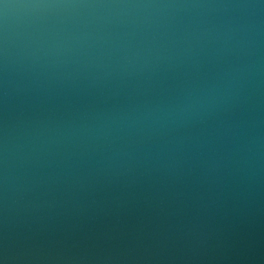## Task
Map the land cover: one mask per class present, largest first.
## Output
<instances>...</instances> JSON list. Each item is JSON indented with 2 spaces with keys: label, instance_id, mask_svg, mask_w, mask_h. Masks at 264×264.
<instances>
[{
  "label": "water",
  "instance_id": "obj_1",
  "mask_svg": "<svg viewBox=\"0 0 264 264\" xmlns=\"http://www.w3.org/2000/svg\"><path fill=\"white\" fill-rule=\"evenodd\" d=\"M0 264H264V0H0Z\"/></svg>",
  "mask_w": 264,
  "mask_h": 264
}]
</instances>
